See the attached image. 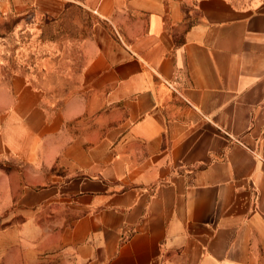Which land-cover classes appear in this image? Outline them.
I'll use <instances>...</instances> for the list:
<instances>
[{"label":"crops","instance_id":"1","mask_svg":"<svg viewBox=\"0 0 264 264\" xmlns=\"http://www.w3.org/2000/svg\"><path fill=\"white\" fill-rule=\"evenodd\" d=\"M6 9L81 60L0 70V264H264V0Z\"/></svg>","mask_w":264,"mask_h":264},{"label":"rangeland","instance_id":"2","mask_svg":"<svg viewBox=\"0 0 264 264\" xmlns=\"http://www.w3.org/2000/svg\"><path fill=\"white\" fill-rule=\"evenodd\" d=\"M22 14L10 9L0 16L1 73L11 70L30 73L33 63L39 61L43 66H39L41 70L39 69L40 72L36 73L35 77H40L41 85L49 86L44 90L45 99L52 104H63L65 98L79 93L70 88L77 74L70 72L79 68L81 60L78 56L79 43L74 39L64 41L62 35L58 38L59 42L49 43L47 37L53 34L54 28L45 26L42 34L32 21L24 16L25 13L23 16ZM42 68H45L44 72ZM68 70L69 74L65 72Z\"/></svg>","mask_w":264,"mask_h":264},{"label":"built area","instance_id":"3","mask_svg":"<svg viewBox=\"0 0 264 264\" xmlns=\"http://www.w3.org/2000/svg\"><path fill=\"white\" fill-rule=\"evenodd\" d=\"M8 0H0V15H3L4 13L7 12L6 9V3Z\"/></svg>","mask_w":264,"mask_h":264}]
</instances>
